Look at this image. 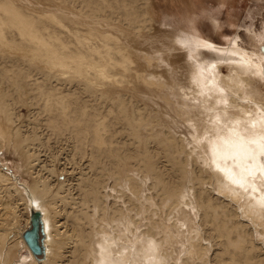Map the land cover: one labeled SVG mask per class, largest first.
Wrapping results in <instances>:
<instances>
[{
  "label": "rangeland",
  "instance_id": "1",
  "mask_svg": "<svg viewBox=\"0 0 264 264\" xmlns=\"http://www.w3.org/2000/svg\"><path fill=\"white\" fill-rule=\"evenodd\" d=\"M234 51L264 56V0H0V247L10 251L4 264L29 257L18 234L29 228V211L11 185L27 200L23 187L29 192L42 182L50 185L43 198L49 213L37 202L49 235V214L53 228L59 221L68 234L88 235L98 227L91 218L117 215L151 229L157 207L167 202V212L189 192L200 205L192 234L199 251L189 264H264V224L250 213L247 195L213 178L193 128L199 122L205 132L209 111L218 108L206 96L208 64L226 78L241 74L231 64ZM261 63L258 73L242 76L253 99L235 87L226 92L238 111L264 115ZM196 79L206 95H193ZM78 248L68 250L70 264H82Z\"/></svg>",
  "mask_w": 264,
  "mask_h": 264
},
{
  "label": "bare ground",
  "instance_id": "2",
  "mask_svg": "<svg viewBox=\"0 0 264 264\" xmlns=\"http://www.w3.org/2000/svg\"><path fill=\"white\" fill-rule=\"evenodd\" d=\"M194 42L196 43L197 40ZM222 53L224 55V52ZM232 54H236L238 58H232L235 62L231 64L237 68L235 70L239 69L241 72V74L236 72V80H234V78L231 79V77L226 78V75L225 77L222 76L219 70L220 67L215 63L208 64L207 67L209 73L212 75L209 84H207V80L204 81V84H206L207 95L200 89L205 87L204 84L201 83L202 80H192V86L196 88V92H194L195 94L193 95H195V97L198 95L201 97L200 94H204L209 98L208 100H210V102L214 103L215 106H218V108L216 107V109H213L211 112L209 111L210 109L206 110L209 111L208 115H211L210 117H206V119L209 118L207 120L209 125H204L206 126L205 132L202 133L201 129L197 130V123L199 122L193 124V128H195L194 132L199 137L201 135L198 143L200 142L204 154L206 153L208 157H205L206 155L203 156L207 161L208 168L211 170L213 178L215 176L218 184L221 185V187L223 186V189L224 187L225 189L227 188L226 191H236L235 194L241 193L244 197L247 195L246 202L247 204L250 202L249 205L253 207L250 209L252 210L250 213L252 215L254 213L256 214L257 218L255 220H258L260 227L263 228L264 162L260 158V155L263 154L264 156V115L255 112H243L244 108H240L238 111V109L232 107L230 103V100H236L234 99L235 97L232 98L229 95L227 96L226 92L228 94L231 91L233 92L234 90H231L230 87H235L234 92L241 95L244 93L245 96L253 99L252 94H255L254 89L250 88L248 90L249 92H247L246 90L248 88H243V83H247V81H245L242 76L246 77L250 71L258 73L262 64L261 61L264 62V56L256 52L247 54L234 51ZM223 55L221 56L224 60L225 58ZM255 55L258 57V63L256 61L254 63L251 60V56ZM197 68L199 71L201 67ZM96 73L100 75L101 78L108 77L107 72L104 69H96ZM193 76H196V74ZM245 86H247V84H245ZM184 97H187V95L184 94ZM204 102L207 103L206 101ZM204 107L206 106L204 105ZM232 113H235L236 115ZM186 118L189 120L187 116ZM199 127L202 128L203 126L200 125ZM205 135L206 137L204 138ZM27 157L26 161L30 165L34 160H29L30 155H27ZM35 162H33L32 165H34ZM5 176V174L0 172V178ZM11 188L17 194L22 196L23 200H25V207H27V210L29 211L28 222H26L30 223L31 216L37 215L42 228L43 253L40 257L32 255L27 245L24 243L21 236L22 230L18 233L20 240L29 252V257L21 258L17 264H70L72 262L68 260L69 257L67 255L70 254L69 249L76 245L79 247L76 251L79 255L84 257L82 259V264H85L86 260H88L90 264H167V261L169 262L172 259H175L174 264H177L178 261H182V264H189L188 260L192 261L196 259L199 251V249H197V240H200L199 235L193 237L192 234L194 233L195 235L198 230L195 229L197 223L194 221V216H197L198 206L200 205L198 202L195 204L192 201L193 195H189L188 191V194L181 192L176 197L175 201L168 204L167 212H165L163 206L167 202H163L164 204L157 207L156 210H159L158 220L160 224L158 222L151 225L153 226L151 229L146 227L145 229L140 230L141 227L136 225V223H134L128 216L123 215V217H118L117 215L109 218H99L98 220L91 218L93 227H98L91 228L90 234L84 236L83 231L80 232L76 229L68 234L69 229L67 230V225L64 223L59 224V221L54 223L55 227L53 228L50 221V214L48 216L50 227L49 235L45 219L46 215L42 211L43 209H46V213H49L48 209L50 206H48L43 200L45 196L44 194L47 191H50L49 184H43L42 182L39 186H37V184L36 186L33 185L30 187V191H32L31 194H29L30 191L28 192L26 188L23 187L28 198L27 200L24 198L22 190L18 186L13 184L11 185ZM229 192H227V194H229ZM141 196H143V194ZM37 200H39V202L41 201L43 209L40 208ZM144 201L149 204V207L153 208L157 206L150 197L145 198ZM163 213L165 214L164 219H162ZM155 214L156 212L154 211L153 215ZM255 214L253 216H255ZM80 217L77 216V219L81 220ZM87 217L90 219L91 215H87ZM56 223L59 225L56 226ZM15 226L13 225L12 228H16ZM0 237H2V235H0ZM84 238L88 240L86 241ZM262 240L264 242V236ZM9 253V250L4 253L2 251V246L0 247V264H4L6 256L9 257Z\"/></svg>",
  "mask_w": 264,
  "mask_h": 264
},
{
  "label": "water",
  "instance_id": "3",
  "mask_svg": "<svg viewBox=\"0 0 264 264\" xmlns=\"http://www.w3.org/2000/svg\"><path fill=\"white\" fill-rule=\"evenodd\" d=\"M22 238L32 255L36 257H40L42 255V228L37 215L31 216L29 228L23 232Z\"/></svg>",
  "mask_w": 264,
  "mask_h": 264
}]
</instances>
